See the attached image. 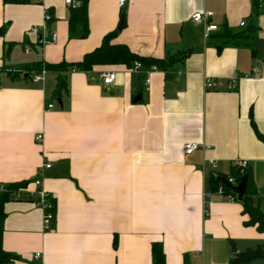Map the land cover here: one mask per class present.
Segmentation results:
<instances>
[{
  "label": "crops",
  "instance_id": "1",
  "mask_svg": "<svg viewBox=\"0 0 264 264\" xmlns=\"http://www.w3.org/2000/svg\"><path fill=\"white\" fill-rule=\"evenodd\" d=\"M80 1L0 0V185L38 179L55 209L44 231L31 201L5 203L1 248L17 257L11 264H152L153 243L165 264H230L264 246V234L244 224L241 204L208 186L212 173L246 161L264 201V145L249 120L251 113L264 136V0H126L123 8L87 0L89 33L70 38V9ZM203 12L217 27L207 37L205 25L191 21ZM122 13L111 45L144 59L185 58L150 71L147 85L124 65L48 72L32 82L38 64L80 62L116 31ZM250 24L251 37L219 36ZM103 72L115 74L111 85L101 82ZM235 75L234 87L203 89L206 78L225 85ZM190 143L199 146L186 155Z\"/></svg>",
  "mask_w": 264,
  "mask_h": 264
},
{
  "label": "trees",
  "instance_id": "2",
  "mask_svg": "<svg viewBox=\"0 0 264 264\" xmlns=\"http://www.w3.org/2000/svg\"><path fill=\"white\" fill-rule=\"evenodd\" d=\"M3 1L5 3L19 4L24 3L27 0ZM124 20L125 15L122 13L120 23L117 27L119 31H114L105 35L102 38L100 46L92 52L86 54L80 62L70 66H67L64 63L59 65L38 64L37 67H35V74L40 73L42 69L47 72L68 71L69 69L73 71L77 69L86 72L90 71L93 66L107 65H124L128 69H132L134 63H139L144 71L149 70L151 67L167 71L174 63L180 62L185 58L186 55L183 52H179L174 55L166 56L161 60L144 59L131 53L124 45H111L112 39H114L123 28ZM4 31L5 27L3 26L0 28V36H3ZM68 33L70 38L84 39L87 37L89 33L87 0H81L77 7H71L68 20ZM253 33H255V28L253 24H250L245 30L235 33L223 28L222 32L219 33V36L223 38L240 39L251 37ZM26 73H29V71H26ZM141 78L143 77L141 76ZM249 120L257 139L264 145V136L257 132L251 113L249 115ZM245 174L247 175V186L242 203H240L242 206V214L247 217L244 224L246 226L253 227L258 234H264V201H260L256 190L252 186L248 167H246L242 173L240 167L237 165L231 167L227 175L212 173L208 179L209 190L211 194H215L218 187L222 186L224 197L234 195L233 191L227 185L223 184L221 179L225 181L232 179L233 184L237 185L239 179ZM27 185L28 183L8 185L6 186L8 192L0 195V264H11L14 260H17L16 256L4 252L1 248L2 227L5 219V213L3 210L4 205L8 201L13 200L10 192L24 188ZM151 257L152 264H165V256L160 244L153 243L151 245ZM258 259L264 260V246H258L255 249H249L243 253L235 255V257L230 260V264H248Z\"/></svg>",
  "mask_w": 264,
  "mask_h": 264
},
{
  "label": "built area",
  "instance_id": "3",
  "mask_svg": "<svg viewBox=\"0 0 264 264\" xmlns=\"http://www.w3.org/2000/svg\"><path fill=\"white\" fill-rule=\"evenodd\" d=\"M64 3L66 5L69 6H73V0H64ZM126 0H118V6L119 8H123L125 6ZM212 17V14L210 12H203V13H194L191 16V21L194 23H203L205 25V37H207V35L210 32H215L217 30V27L213 24H209L208 21L209 19ZM51 20V16L46 13L44 16V21H50ZM244 23H240V26H243ZM51 40L54 41L55 40V34L52 35ZM27 51V50H26ZM133 71L135 72H141L144 74V83L147 85L149 83V78L148 75L150 73V71L155 70V67H151L149 70L144 71L142 70V67L139 63H134L133 64ZM73 72V70H71ZM257 71L256 68L252 69V73H255ZM48 72L44 69L41 70L40 73L34 75L31 80L34 83H39L42 82L44 80L45 75ZM99 78L101 80V82L108 86L111 85L114 81H115V74L114 73H100ZM239 80L238 75H235L234 77H231L229 79H227L226 84L224 85L223 82L221 81H214L212 79L206 78L203 82V89L206 90H220L223 89L225 87L230 88V87H234L237 82ZM52 106L49 105L48 108H51ZM35 141L36 142H41V136H36L35 137ZM199 145L194 144V143H190L185 145L184 147V153L186 155H190L192 154L195 150H197ZM210 166L212 167L213 170H215L217 168V165L214 161H208ZM237 166L240 167L241 169V173L244 171V169L247 167V162L246 161H239ZM50 166L49 165H45L44 168L48 169ZM227 182L231 185V186H236V184H233V180L232 179H228ZM32 185V189L30 188V186ZM31 185H27L24 188H20L18 190L12 191L10 192V195L12 197V199L17 200V201H21V200H28L31 201L35 207H37L38 209H40L42 211V229L44 231H47L50 229V223L53 221L54 219V206L52 204L51 201V197L48 194V192L43 188L41 181L38 179H34L31 183ZM7 189L6 186L4 185H0V195L7 193ZM217 195L223 196V188L222 186H219L216 193ZM228 201L230 202H235V195H229L227 196ZM41 255L40 253H35L33 255V259L38 260L40 259Z\"/></svg>",
  "mask_w": 264,
  "mask_h": 264
},
{
  "label": "water",
  "instance_id": "4",
  "mask_svg": "<svg viewBox=\"0 0 264 264\" xmlns=\"http://www.w3.org/2000/svg\"><path fill=\"white\" fill-rule=\"evenodd\" d=\"M119 29L116 30V32H118ZM140 97V94H138V96L134 99V101L137 100V98ZM221 181L223 182V184L227 185L234 193L235 195V201L237 203H242V200H243V196L245 194V191H246V186H247V175H243L240 179H239V182L236 186H231L227 181L225 180H222Z\"/></svg>",
  "mask_w": 264,
  "mask_h": 264
},
{
  "label": "rangeland",
  "instance_id": "5",
  "mask_svg": "<svg viewBox=\"0 0 264 264\" xmlns=\"http://www.w3.org/2000/svg\"><path fill=\"white\" fill-rule=\"evenodd\" d=\"M222 243H223L224 245H227V244H225V242H223V241H222ZM216 248H217V247H216ZM262 263H264V261H263Z\"/></svg>",
  "mask_w": 264,
  "mask_h": 264
}]
</instances>
